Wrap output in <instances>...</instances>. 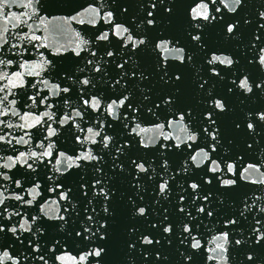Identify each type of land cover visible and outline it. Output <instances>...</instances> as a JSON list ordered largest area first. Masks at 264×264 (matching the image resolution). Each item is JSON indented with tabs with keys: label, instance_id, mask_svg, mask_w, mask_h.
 Wrapping results in <instances>:
<instances>
[{
	"label": "snow or ice",
	"instance_id": "snow-or-ice-1",
	"mask_svg": "<svg viewBox=\"0 0 264 264\" xmlns=\"http://www.w3.org/2000/svg\"><path fill=\"white\" fill-rule=\"evenodd\" d=\"M68 3L0 0L5 23L0 30V116L19 121L0 120V125L34 131L38 126L35 144L43 148L32 150L29 132L18 139L0 134V149L8 145L4 151L15 153L13 142L29 145L0 163V169L20 166L12 175L0 170V181L7 182L0 183V264H136L137 256L143 264H173L172 255L174 264H231L229 253L237 250L242 264H264V199L257 196L248 203L245 194L242 210L222 208L240 182L264 185V0L258 6L254 0H101L82 10L93 13L87 21L78 19L82 12L75 9L64 17L42 15ZM49 20L94 29L85 33L87 39L76 33L71 50L51 48L53 57L69 51L77 58L74 71L58 69L54 59L38 51L49 48L36 34L47 29ZM213 35L235 42L243 52L214 46ZM98 42L107 43L101 47ZM29 49L39 60L26 58ZM241 57L254 73L239 66ZM33 76L39 81L25 79ZM37 83L47 95H41ZM232 96L252 106L237 112ZM51 97H61L63 115L58 116L60 101L54 105ZM18 102L39 114L22 112ZM53 107L57 111H49ZM65 128L72 147L54 152L58 140L53 138ZM177 128L181 135L173 134ZM148 131L156 135L145 140L141 134ZM237 136L252 153L249 163L232 153ZM161 139L167 143H157ZM194 145L197 151L188 153ZM177 152L184 159L173 167L169 157ZM41 165L48 173L45 185L53 181L46 191L54 199L41 193ZM81 168L91 170L90 179L81 177L76 188L86 203L66 183L70 170ZM252 171L258 178H251ZM125 173L133 189L126 196L119 187ZM149 188L151 199L145 203ZM52 205L55 215L46 210ZM210 218L219 227L214 225L216 234L208 241L214 247L205 248V232L199 229ZM139 221H146L147 228Z\"/></svg>",
	"mask_w": 264,
	"mask_h": 264
},
{
	"label": "water",
	"instance_id": "water-1",
	"mask_svg": "<svg viewBox=\"0 0 264 264\" xmlns=\"http://www.w3.org/2000/svg\"><path fill=\"white\" fill-rule=\"evenodd\" d=\"M99 2H101V0H70V3L68 4H62L60 5L56 10L53 9H49L48 12L42 13V15L45 16H57V17H64V16H69V15H74L75 12L72 11L71 9H75V11H81L84 8H87L88 5L90 3L94 4V6H98ZM255 4L254 6H258V3L260 2V0H254ZM45 3H48V0H45ZM107 10V9H104ZM11 11H27L26 9L20 8L17 9L15 7H13L11 9ZM93 16V13L91 12H87V13H83L82 12V16L79 17L78 19H84L85 21H87L88 19H90ZM29 23H34V21L29 20ZM5 26V23L3 21V18L0 17V30H2ZM97 27H100L101 30H103V22L99 21ZM9 29L10 31L14 32L15 29H11L10 25H9ZM35 30V29H33ZM252 29H245V31H251ZM23 31H28L31 32L32 30H29L27 28H24ZM91 31H94V29H92V26L90 24H79L76 21H64V20H49L47 23V29H41L36 31L37 35L42 36L45 39H42V41L40 43L44 44L47 43L49 45V48H40L38 51H42L45 53V56L47 58L50 59H54V63L56 64L58 69H72L73 71L75 70V67L78 64V60L77 58H75L74 56L70 55L69 51H65L62 53V56H57V57H53L52 56V52H51V48H55V47H61L64 49H68L71 50L72 48H74L78 42V37L76 35V33H79L81 37L87 39L88 36L85 35V33H89V35L91 34ZM99 34V33H96ZM15 40H10L9 43H15ZM26 43V42H24ZM100 43L101 47L106 46L107 42H98ZM213 44L216 47H223V48H227L232 52H243V49H238L237 45L235 42H228V41H224V40H217L215 35H213ZM23 46V45H22ZM32 49L28 50V53L25 54L26 58H31L34 60H39V56H33L31 55ZM83 54V53H82ZM219 54V53H217ZM227 54V53H225ZM164 55H173L170 53H165ZM210 55V54H209ZM99 56V53H98ZM79 66H83L82 64H80ZM240 67H244L247 71L250 72H255L254 68H251L249 66H247L245 64L244 59L241 57V61H240ZM15 70V69H13ZM41 76H44V73H41ZM26 80H36L39 81L40 77H25ZM51 82H57L55 80H52ZM63 87V85H62ZM221 86L218 85V90L220 89ZM36 89L38 91H41V95H47V89L42 88V86L37 83L36 85ZM65 94L61 93V97H63ZM3 96V93L0 92V97ZM61 97H51L50 101L51 103H53L54 105H56L57 101H60V108L58 111V116L59 115H63L64 113V109L62 106V100ZM13 97L9 96V99H12ZM72 100L75 101L76 100V94L75 91H73L72 94ZM240 98L236 97V96H232L231 97V103L234 106V108L236 109L237 112H239V110L241 108H247V107H251L252 106V101H245L244 105H241L239 103ZM18 107L21 108V111H28L31 110L33 112H35L36 114H39V112H37L36 108H31V109H24L22 107V105L19 104L18 102ZM39 111H44V107L43 106H39ZM49 111H57V107H53L52 109H49ZM70 114V113H69ZM46 119V118H45ZM145 120L148 119H152L151 117L145 116L144 117ZM0 120H4L6 123H19L18 118L17 117H13L10 114L8 116H0ZM57 124H53V127H57ZM142 127H147V125L142 124ZM86 127V126H85ZM0 128L3 129L2 132H0V134H3V132H9L11 137H16L17 139L20 136H23L24 132H29L30 134L33 135L34 137V142L31 145L32 150H36L38 152L43 151V148H38L36 147L35 144V140L39 138L38 133H39V128L37 126V129L34 131L33 129H19V128H14V129H8L3 127V125H0ZM165 131H173L172 129H166ZM174 135H181V130L179 128L174 130ZM145 140L149 139L150 137H153L156 135V132L154 131H148L145 133L141 134ZM68 137V132L67 129L65 128L64 130V134L63 135H59L56 138L53 139H57L58 140V148L54 149V152H58L59 150H63L64 148H68L70 149L72 147L71 142L67 139ZM25 139H27V137H25ZM139 139V137L137 138ZM157 143H167L165 141L158 140ZM192 143V142H189ZM45 147H47V143L45 142ZM90 147V145H88ZM200 147L203 146L202 143L199 144ZM13 148H15L17 151L14 153L12 151H4V149L8 148V145H4L3 149H0V163H3V157H6L7 155H15L18 154L19 151H27L29 150V145H21V144H16L15 142H13L12 145ZM186 147V146H185ZM188 153H195L197 151V147L196 145H194L192 148L190 149H186ZM232 153H235L236 155H240L243 156V163H249L251 162V156L252 153L248 152L247 150H245V148L243 147V144L241 143V137L237 136L234 140V144L232 146ZM69 154H72L71 152H69ZM231 154V153H230ZM257 155H258V150H257ZM149 159L153 158V155L150 153L148 155ZM212 158H215L214 156ZM47 159L52 160L54 162V157H48ZM170 159V163L173 167L178 166L179 164H181V162L184 159V154L181 152H177V153H173L170 155L169 157ZM30 162V161H29ZM205 163H210L209 161H206ZM203 167V166H202ZM237 167L241 168L242 164L240 162H237ZM20 166L16 165L14 167V169L12 170H8V169H0L2 171H8L10 175H12L16 169H19ZM107 170V169H106ZM23 171V170H21ZM72 172V175L69 176L66 180V183L68 185H70L73 188V195L76 197V199L78 201H81V203H86V201H82L81 197L79 195V192L76 191L77 188V183L80 180L81 177H84L85 179H90L91 177V170L90 169H78V170H70ZM261 171H264V168L261 169ZM109 174H111L109 172ZM38 175L39 178L41 180V193L44 197V199H54L55 197L52 196L51 193H48L46 191V187L47 186H51L53 184V181H48L47 185H45V181L47 178L48 173L44 170L43 166L41 165L38 169ZM126 173L124 174V176H121L119 178V187H120V192L123 193L125 196L128 194H131L133 189L130 187L129 185V181L126 179ZM195 175L199 176L202 175V172H196ZM249 175L251 176V178L256 179L258 178V174L255 173L254 171L250 172ZM181 176H183V173H181ZM0 183H4L7 184L6 181H0ZM177 183H182V180H177ZM30 185H25V187H29ZM211 188L213 190H215V184H213L211 186ZM14 189V184L13 185H9V190H13ZM175 191V189H174ZM7 194V193H5ZM247 194L249 196V200L248 203L252 202V199L259 196L262 197V199H264V185H253V184H247L246 182H240V186L237 187L231 194H229V198L228 200L225 202V205L222 206L223 211L227 212V211H239L242 210L243 208V204L241 203V201L243 200L244 195ZM25 198H30L27 196V194L25 193ZM38 200L40 199L39 197L37 198ZM151 199V189L149 188L148 193L145 194V203H148ZM261 201H258V203H260ZM40 203H43V200H40ZM59 204L61 206H63L64 202L60 201ZM34 206L38 209V205L35 204L34 202ZM97 207H99V205H96ZM167 206V205H165ZM56 205H52L51 209H46L50 212V214L55 215L56 213ZM91 207V206H89ZM156 208L160 211H162V208L160 207V205H156ZM223 213H221L222 215ZM193 215H195V213H193ZM247 215V213H246ZM249 219H251V217H249ZM138 223V225L142 228V229H146L147 228V222L146 221H139L136 222ZM241 223L244 225L245 228H247V222L241 220ZM215 220L213 219H208L204 221V224L201 225V228L199 229L200 232H205V238L202 241V244L205 248H211L214 247V244H209L208 241L211 240L212 235H215V227H219V225H215ZM230 230V229H229ZM245 235H247V231H245ZM239 238V237H236ZM229 255L231 257H233L234 259L232 260L231 264H242L243 261V257L240 254V251H232L229 253ZM177 259V257L175 255L171 256V260L173 261V264L175 262V260ZM6 264H8V262H6ZM49 264H51V262H49ZM136 264H143V261L140 260V258L137 256V261ZM207 264H215V262L213 261H208Z\"/></svg>",
	"mask_w": 264,
	"mask_h": 264
}]
</instances>
